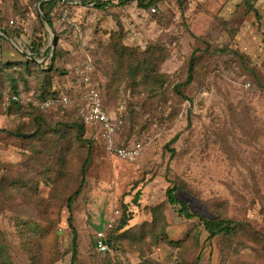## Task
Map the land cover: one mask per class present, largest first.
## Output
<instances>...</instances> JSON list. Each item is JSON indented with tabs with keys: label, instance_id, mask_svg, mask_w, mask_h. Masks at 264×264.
<instances>
[{
	"label": "rangeland",
	"instance_id": "obj_1",
	"mask_svg": "<svg viewBox=\"0 0 264 264\" xmlns=\"http://www.w3.org/2000/svg\"><path fill=\"white\" fill-rule=\"evenodd\" d=\"M38 4L0 0V264H71L67 199L80 186L78 264H193L200 253L199 264H264V0L254 5L258 17L243 0H156L144 10L88 0L59 6L52 28ZM114 45L143 53L162 80L132 79ZM32 48L49 53L31 56ZM192 55L184 101L172 90L186 81ZM83 60L106 110L123 120L119 142L142 145L137 160L112 157L80 132L72 106L39 113L5 100L53 91L75 100ZM170 182L189 191L176 198L193 213L244 229L207 240L197 219L166 202ZM123 214L127 226L98 253L96 234Z\"/></svg>",
	"mask_w": 264,
	"mask_h": 264
},
{
	"label": "trees",
	"instance_id": "obj_2",
	"mask_svg": "<svg viewBox=\"0 0 264 264\" xmlns=\"http://www.w3.org/2000/svg\"><path fill=\"white\" fill-rule=\"evenodd\" d=\"M76 1H77V3L74 4L70 0H40L39 9H40V12H41L47 26L49 28H52L53 14L59 8V6H61V5L65 6L68 4L71 6H74V5L86 6V4H88V0H76ZM95 1L96 0H92V3H94V6L98 9H102L105 5H108V4H116L117 6H127V5H131L133 3H136L137 7L140 9H143V10L147 9L148 7H150L152 4H154L156 2V0H116V3H114L115 0H109L106 3L98 4ZM257 1L258 0H243L244 5L248 9V11L250 13H254V15L258 17V13H257L255 6H254ZM89 3H90V1H89ZM116 40L117 41L119 40V35L116 36ZM112 52L115 55V58L117 60H119V61L121 60V62L118 64V66L120 68L123 67V64H124L126 59L129 61L130 66H128L127 73L131 75L132 79H135L140 74L142 80H148L150 78H154V80H156V79L162 80V76L157 73L156 68L153 71L152 64H151L152 61L151 62H149L148 60L145 61L144 58L142 57L143 53L139 52L137 49L132 50V49H128L127 47H124L121 45H114L112 47ZM48 53H49L48 49L46 51H44L43 54H41L40 49L32 48L31 56L48 55ZM54 55H55V53L54 54L52 53L50 55L51 56L50 59L53 58ZM133 58H135V59H133ZM28 61H30V60H28ZM193 72H194V59H193V55H192L190 60H189V64H188V73H187L186 81L182 84L175 85L173 87V90H172V92L174 93V95L176 97L183 99L184 101L185 100L187 101L188 99H187V97H185L183 95V92L181 90L186 88L187 86H189V84L192 82ZM144 82H146V81H144ZM142 84L145 85V83H142ZM159 84H160L159 85V87H160L159 90H160L162 88V83L160 82ZM146 88H148L149 91L152 90L153 92H155L157 90V87H152V86L151 87L149 86ZM98 90H99V87H98ZM99 93H100V91H99ZM13 94H15V92H13ZM100 96H101V94H100ZM56 98H58V94L53 91L52 93H47L43 97L40 96L37 98H33L32 100L41 102V101H46L49 99H56ZM101 99H102V97H101ZM102 102H103V100H102ZM32 104L33 103H30L31 106H29V107H32L34 111H38L39 113L45 112V111L38 110L37 108L32 106ZM18 107H20V106H18ZM104 108H105V105H104ZM105 110H106V108H105ZM122 122H123V120H122ZM76 125L78 126V130L80 132H82V133L85 132V128L82 125V123L78 117H76ZM123 126H124V123L122 125V130H123ZM122 130H121V132H122ZM121 132L117 136L116 144H117V146L127 148L131 144H124V143L119 142V136L121 135ZM175 140H177V137H174L168 144L173 143ZM89 157H90V149L88 150L87 158H86L84 165L82 167V170H81L83 177L85 175V168L89 162ZM171 183H172V185L170 187H168L166 192H165L166 202L171 206H179L178 216L183 218L184 220L190 221V220H196L197 219L202 224L204 231L208 235L207 240L211 241V240H213L219 236H232V235L237 234L242 229H244V224L237 223L236 221H233V220L225 219L222 217H220L219 219H208L204 216L193 213L187 202L179 201L176 198V192L179 189H181L187 193H189V191L184 186L180 185L179 183L170 182V184ZM81 187L82 186H80L79 189L76 192H74L67 199V210H68V214H69L67 221H68L69 229L72 232L71 257H70L71 264H78V262H79V251H78V247H77V232L73 226L72 203H73V200L78 196V194L81 190ZM156 209H158V208H153L152 209L153 212ZM129 220H130V217L128 215L125 216V214H123L122 219L117 221L116 226L114 223L115 221H113L111 229L105 231V237H106L105 242L107 245V251L106 252H108L109 249L112 248V246L115 242L114 232L123 230L127 226ZM105 253H100V254H105ZM201 260H202V254L200 253L196 257L193 264H199Z\"/></svg>",
	"mask_w": 264,
	"mask_h": 264
},
{
	"label": "built area",
	"instance_id": "obj_3",
	"mask_svg": "<svg viewBox=\"0 0 264 264\" xmlns=\"http://www.w3.org/2000/svg\"><path fill=\"white\" fill-rule=\"evenodd\" d=\"M75 2L74 4H76ZM76 86V99L61 96L46 101H33L31 97L12 94L6 97L7 102L16 104L33 103L40 111L57 110L58 106H72L75 108L77 117L80 119L85 130L91 134V138L102 147L105 152L122 161L133 162L137 160L143 151L140 143H131L127 148L117 146V136L122 130L123 122L120 118L113 117L108 113L102 102L98 85L94 80L93 65L89 60H83L74 67ZM112 222L106 229L98 232L94 246L99 253L107 251L105 231L111 229Z\"/></svg>",
	"mask_w": 264,
	"mask_h": 264
},
{
	"label": "water",
	"instance_id": "obj_4",
	"mask_svg": "<svg viewBox=\"0 0 264 264\" xmlns=\"http://www.w3.org/2000/svg\"><path fill=\"white\" fill-rule=\"evenodd\" d=\"M37 8H38L39 14L41 15V12H40V9H39V4H38ZM41 19L44 20L42 15H41Z\"/></svg>",
	"mask_w": 264,
	"mask_h": 264
},
{
	"label": "crops",
	"instance_id": "obj_5",
	"mask_svg": "<svg viewBox=\"0 0 264 264\" xmlns=\"http://www.w3.org/2000/svg\"><path fill=\"white\" fill-rule=\"evenodd\" d=\"M0 36H2V33L0 32Z\"/></svg>",
	"mask_w": 264,
	"mask_h": 264
}]
</instances>
